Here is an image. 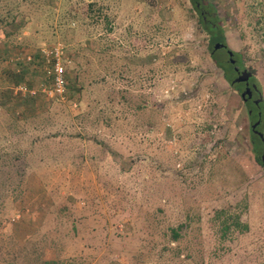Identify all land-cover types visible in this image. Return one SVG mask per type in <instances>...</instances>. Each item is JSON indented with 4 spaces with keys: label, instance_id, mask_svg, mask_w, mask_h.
Instances as JSON below:
<instances>
[{
    "label": "rangeland",
    "instance_id": "1",
    "mask_svg": "<svg viewBox=\"0 0 264 264\" xmlns=\"http://www.w3.org/2000/svg\"><path fill=\"white\" fill-rule=\"evenodd\" d=\"M25 1L29 30L0 25V264H264L254 121L211 59L238 54L264 104V0L198 1L221 26L220 53L198 38L189 0H94L92 25L80 21L92 0H47L50 14ZM58 44L68 102L14 94L37 89L39 51Z\"/></svg>",
    "mask_w": 264,
    "mask_h": 264
},
{
    "label": "trees",
    "instance_id": "2",
    "mask_svg": "<svg viewBox=\"0 0 264 264\" xmlns=\"http://www.w3.org/2000/svg\"><path fill=\"white\" fill-rule=\"evenodd\" d=\"M191 5H192V11L194 12L195 18H196V24H197V35L198 38L202 39L203 42H205L207 45V48L210 46H214L217 43H221L225 46V42H224V35L222 33L221 30V26H217L215 24V22H217V20H214V16L215 13L212 12V10H210L208 8L207 14L204 13L202 14V12L200 11V7L197 8L196 4H200L198 3L199 0H189ZM202 1V3H205V0H200ZM28 1L25 0H0V6L3 5V9L5 10V15L1 16L0 18V25H5L7 26H14L15 29L17 30L16 34L21 35V33H23L25 30H29V26L28 24L31 22V16L29 14V12L26 10L27 7L25 5H27ZM30 9L31 10H37L38 13L41 14H50L53 10L52 8L47 4V0H31L29 1ZM72 5L70 4V0L66 1V6L68 7V5ZM82 4V2L80 3ZM207 4V3H206ZM12 5V6H11ZM86 7V11L83 12V17L80 19L81 22L87 24V25H92V24H96L97 22L101 21V18L103 17L101 15V8L99 6H97L96 1L92 0L90 2H87L86 4H83ZM25 7V8H24ZM41 9H46L45 11H40ZM26 10V11H25ZM69 13H71L73 15L72 21H76V18L78 17L77 12H75V10H67ZM206 14V15H205ZM251 15H253L250 18V26H252V33H253V39H255L253 42L255 44H257L261 39H262V34H260L261 31V26L258 28V25H260V19L262 20V18L264 19V17L257 19L256 17V13H251ZM65 16V15H63ZM62 16V17H63ZM206 17L207 16H212V18L208 19L205 21L203 20L202 17ZM104 18L107 19L106 16H104ZM66 19L62 18V20ZM78 21V19H77ZM264 21V20H263ZM109 23V22H107ZM221 30V31H220ZM14 34V33H12ZM15 34V35H16ZM16 38V36H15ZM252 39V37H251ZM252 39V40H253ZM264 50V49H263ZM224 51V50H223ZM219 53L221 51H218ZM264 53V51H263ZM220 54H216V55H211V59L215 65V67L219 70H221L224 74V79L230 83L232 76L234 75V68H237V66L239 64H241V59L240 56L238 54L233 53V61L234 64H231L230 62L227 63L224 61V57L223 54L222 56H218ZM228 56V55H227ZM232 87H234L231 84ZM235 90H238V87H235ZM246 106L248 107V109L252 108L251 104H246ZM262 110H264V104L261 103L259 111L261 112ZM263 116L261 117L262 120ZM252 134V133H251ZM250 146H251V150L254 154V156L257 159V162L259 164L260 160H259V156L261 154V152L264 149V146L260 143V140L257 139V137H255L252 134V137L250 139ZM235 227V229L237 230H241L240 228H244L245 226L240 227L239 225H233ZM225 229H227L228 227L225 225L224 226ZM185 225H177L176 227H169V229L166 231V235H168L169 241H167V243L172 244V243H177L178 241L181 239V237L184 236V229ZM165 235V236H166ZM176 244V245H177ZM175 250V248H167L164 247L162 249V251H160V256L163 255H167V253L169 252H173ZM180 253L179 251H177V257H180ZM42 264H65L63 261H59V260H52V259H44V257H42ZM68 264H75L74 259H69Z\"/></svg>",
    "mask_w": 264,
    "mask_h": 264
},
{
    "label": "built area",
    "instance_id": "3",
    "mask_svg": "<svg viewBox=\"0 0 264 264\" xmlns=\"http://www.w3.org/2000/svg\"><path fill=\"white\" fill-rule=\"evenodd\" d=\"M39 58L46 66L44 76L48 82L39 84L37 89H29L26 86L18 85L14 90V94L18 93L22 97L34 98L37 94L45 97L47 101L56 103L68 102V81L67 66L70 64V58L66 55L63 46L55 45L51 48H44L39 51ZM31 56L26 58L27 62H31ZM76 107V104H72Z\"/></svg>",
    "mask_w": 264,
    "mask_h": 264
},
{
    "label": "flooded vegetation",
    "instance_id": "4",
    "mask_svg": "<svg viewBox=\"0 0 264 264\" xmlns=\"http://www.w3.org/2000/svg\"><path fill=\"white\" fill-rule=\"evenodd\" d=\"M196 7L199 8V5L196 4ZM203 14V13H202ZM203 20H206V17H202ZM221 44V43H220ZM219 50H226L225 47L223 46H219V48L216 50V51H219ZM232 60H230L229 62L231 64L233 63L231 62ZM241 71L238 69V68H234V75H233V80L236 79L239 75H240ZM252 77V76H251ZM232 80V81H233ZM233 86H236L238 87L239 90H243L245 91L247 88H246V84L245 83H239V84H234ZM248 87L249 89L251 90V96L248 98L247 96L245 97V99H242V101L246 104H251L252 108L248 109V116L254 121V123L251 124L250 126V129H251V132L252 134L257 137L258 140H260V143L264 146V144L262 143L260 137H259V125L261 123V117H262V114L261 112L259 111V108H260V105H261V99H260V96L258 97V99H255L254 95L255 93H257V89L256 87L254 88V85L253 84H249L248 83ZM242 91V92H243ZM241 92V93H242ZM258 94V93H257ZM241 95V94H240ZM241 98V96H240ZM257 110V112H255V114H253V111ZM255 123H257L256 127L252 130V126L255 125ZM262 134V133H260ZM263 137H264V134H262ZM264 156V149L263 151L261 152L260 156H259V160H260V163H261V166H262V162H261V158Z\"/></svg>",
    "mask_w": 264,
    "mask_h": 264
},
{
    "label": "water",
    "instance_id": "5",
    "mask_svg": "<svg viewBox=\"0 0 264 264\" xmlns=\"http://www.w3.org/2000/svg\"><path fill=\"white\" fill-rule=\"evenodd\" d=\"M219 46H223V47L226 48V46H224L223 44L217 43V44H215L213 46V50L216 51L219 48ZM226 52H227V55L230 58V60H232L233 53L231 51H229V50H227ZM231 62L233 63V60ZM251 76L252 75H251L250 72H248L246 70H243V71H241L240 75L236 79H234L232 81V85L239 84V83H245L246 84V88L247 89L241 93V95H240L241 96V99H245L246 96L248 98L251 96V90L248 87V83H249V80H250ZM254 88H255V86H254ZM255 127H256V125H253L252 126V130ZM259 137H260L262 143L264 144V137H263V135L259 133ZM261 162H262V167L264 168V156L261 158Z\"/></svg>",
    "mask_w": 264,
    "mask_h": 264
},
{
    "label": "crops",
    "instance_id": "6",
    "mask_svg": "<svg viewBox=\"0 0 264 264\" xmlns=\"http://www.w3.org/2000/svg\"><path fill=\"white\" fill-rule=\"evenodd\" d=\"M43 82H48V80L46 79L45 76L43 77V80H41L39 84H41V83H43Z\"/></svg>",
    "mask_w": 264,
    "mask_h": 264
}]
</instances>
